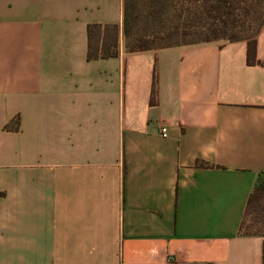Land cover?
<instances>
[{
	"label": "crops",
	"instance_id": "1",
	"mask_svg": "<svg viewBox=\"0 0 264 264\" xmlns=\"http://www.w3.org/2000/svg\"><path fill=\"white\" fill-rule=\"evenodd\" d=\"M123 13L0 0V264H263L240 226L264 172V25L253 64L247 40L128 52L122 31L89 60V24Z\"/></svg>",
	"mask_w": 264,
	"mask_h": 264
},
{
	"label": "trees",
	"instance_id": "2",
	"mask_svg": "<svg viewBox=\"0 0 264 264\" xmlns=\"http://www.w3.org/2000/svg\"><path fill=\"white\" fill-rule=\"evenodd\" d=\"M264 25V0H124L123 24L88 26L89 60L117 57L121 31L128 52L212 41H248V61L257 57V37ZM158 78L154 74L152 104ZM12 129V125H7ZM18 129V128H17ZM240 234L263 238L264 172L258 175Z\"/></svg>",
	"mask_w": 264,
	"mask_h": 264
},
{
	"label": "built area",
	"instance_id": "3",
	"mask_svg": "<svg viewBox=\"0 0 264 264\" xmlns=\"http://www.w3.org/2000/svg\"><path fill=\"white\" fill-rule=\"evenodd\" d=\"M168 133H169V130L166 126H162L161 127V134L164 136V137H167L168 136Z\"/></svg>",
	"mask_w": 264,
	"mask_h": 264
}]
</instances>
